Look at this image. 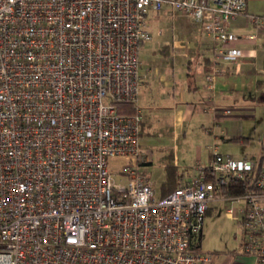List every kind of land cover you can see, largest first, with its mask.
Returning <instances> with one entry per match:
<instances>
[{
    "label": "built area",
    "instance_id": "obj_1",
    "mask_svg": "<svg viewBox=\"0 0 264 264\" xmlns=\"http://www.w3.org/2000/svg\"><path fill=\"white\" fill-rule=\"evenodd\" d=\"M166 5L200 25L215 58L240 56L230 23L247 0H0V264H214L199 238L222 203L240 253L264 264V157L213 143L157 197L142 116L119 109L138 100L147 16Z\"/></svg>",
    "mask_w": 264,
    "mask_h": 264
},
{
    "label": "crops",
    "instance_id": "obj_2",
    "mask_svg": "<svg viewBox=\"0 0 264 264\" xmlns=\"http://www.w3.org/2000/svg\"><path fill=\"white\" fill-rule=\"evenodd\" d=\"M171 12L173 10L166 5L161 11H151L147 16L152 35L156 34L159 38L156 45L158 51L169 44L177 47L176 40L163 42L159 46L160 38L162 39L163 36L158 33V30L168 26ZM252 16L260 17V25L257 26L254 23ZM185 18L186 22L174 20L169 23V26L179 34L192 35L188 37L191 47L188 50L185 77L170 79L167 69L165 73H162L160 67H157L156 58L146 65L142 63L147 77L135 103L137 112L142 116L143 150L144 135L150 134L152 128L160 127L165 133L164 138L166 137L161 138L158 144L163 156L167 157L163 161V181L167 175L166 167L172 163L176 168L178 186L187 182L195 174L194 165L198 161L202 162L203 158L199 155L191 165H181L179 148L187 138L185 129L187 124L195 117L201 118V125L208 142L206 161L202 163H207L211 157L209 148L211 144H219L222 150V143L233 142L231 138H238L241 142H247L253 138L241 131V118L246 115L244 111L252 110L249 108L251 101L255 99L264 101V0H247L244 12L230 23V29L238 35V39L231 42L229 46L241 50L240 56L234 61L215 58L213 50L217 44L199 24L187 16ZM248 34H254L255 37H247ZM181 50L177 49L176 60L183 59L181 54L179 55ZM163 57L168 58L164 55ZM215 68H219L220 71L215 73L213 80L208 81L206 76L213 73ZM212 108L218 111L214 112ZM227 108L231 109L230 113L223 112ZM145 153L147 154L146 151ZM248 154L246 153L243 158L261 160L264 157V141H261L259 157ZM147 158L150 162L147 169L151 172L155 165L150 155L147 154ZM211 211L209 210L208 213ZM202 234L199 239L200 247H202ZM240 252L241 249L232 254L217 253L214 264H252V257Z\"/></svg>",
    "mask_w": 264,
    "mask_h": 264
},
{
    "label": "rangeland",
    "instance_id": "obj_3",
    "mask_svg": "<svg viewBox=\"0 0 264 264\" xmlns=\"http://www.w3.org/2000/svg\"><path fill=\"white\" fill-rule=\"evenodd\" d=\"M174 20L187 21L184 15L178 12H171L168 26L165 29L158 30V33L163 36L162 39L160 38L159 46L163 42H174L176 40L177 47L171 44L168 45L170 47V55H172L167 56L168 58L165 59L163 57L164 54L157 50L156 45L159 38L156 34H153L152 40L142 46L140 54L143 65L150 63V61L156 58L157 67H160L162 73H165L167 69L170 79L185 77L189 57L188 50L191 47L188 37L192 36L191 34H179L178 31L171 28L169 23L174 22ZM177 49H182L179 53L182 56L181 58H183L181 61L176 60ZM249 108H252V110L244 111L246 115L241 118L240 129L247 135L253 136V138L247 142L235 140L233 142L222 143V152L231 154L236 159L243 158L246 153L255 155L256 158L259 157L261 141H264V101L255 99L251 101ZM185 129L187 131V138L179 148L181 165H191L199 155L203 157L202 162L206 161L205 154L207 155L206 152L208 150L206 145L208 142L201 125V118L195 117L193 121L187 124ZM164 136V131L160 127H156L152 128L150 134L146 133L143 139L144 151L152 157L155 165L154 169L149 172V175L151 174L150 178L153 181L154 193L157 197L162 195L161 187L164 178L163 161L167 158L163 156V153H161L162 149L158 145L161 138H166ZM118 164L117 161H111L110 166L113 171L118 169ZM116 178L120 180L119 176H116ZM225 206L226 204L222 203L210 213H207L201 241V248L206 252L232 254V252L235 253L241 249V226L237 220L227 213Z\"/></svg>",
    "mask_w": 264,
    "mask_h": 264
},
{
    "label": "trees",
    "instance_id": "obj_4",
    "mask_svg": "<svg viewBox=\"0 0 264 264\" xmlns=\"http://www.w3.org/2000/svg\"><path fill=\"white\" fill-rule=\"evenodd\" d=\"M159 52L164 54L165 56L170 55V47L168 45L162 47ZM119 109L122 112L126 113H136L137 108L133 102H121L119 104ZM232 141L239 140L238 138H231ZM245 140V139H244ZM171 159V158H170ZM167 175L166 179L163 181L161 191L162 195L165 196L169 194L171 191H173L175 188L178 187V184L176 182V168L172 163H170L167 167ZM245 190V185H239V184H233L232 187L228 190L229 193H240ZM209 212V211H208ZM200 239V238H199ZM200 247V244H199Z\"/></svg>",
    "mask_w": 264,
    "mask_h": 264
}]
</instances>
